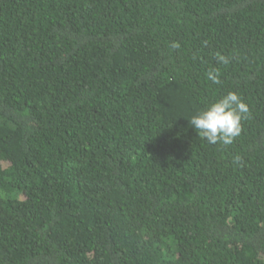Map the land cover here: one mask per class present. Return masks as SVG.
I'll return each mask as SVG.
<instances>
[{
	"label": "trees",
	"instance_id": "trees-1",
	"mask_svg": "<svg viewBox=\"0 0 264 264\" xmlns=\"http://www.w3.org/2000/svg\"><path fill=\"white\" fill-rule=\"evenodd\" d=\"M0 264H264V0H0Z\"/></svg>",
	"mask_w": 264,
	"mask_h": 264
},
{
	"label": "clouds",
	"instance_id": "clouds-1",
	"mask_svg": "<svg viewBox=\"0 0 264 264\" xmlns=\"http://www.w3.org/2000/svg\"><path fill=\"white\" fill-rule=\"evenodd\" d=\"M172 48H178V43H172ZM216 59L227 64L228 57L217 54ZM206 78L214 84L221 83L220 72L216 69L206 73ZM248 106L241 97L229 91L219 100L210 103L206 108L191 115L188 121L198 135L208 144H223L225 146L233 143L242 131V119L247 118ZM240 157L233 158L234 163L240 161Z\"/></svg>",
	"mask_w": 264,
	"mask_h": 264
}]
</instances>
